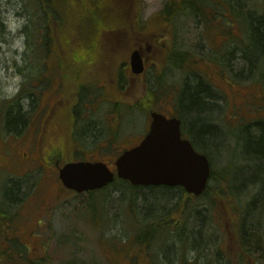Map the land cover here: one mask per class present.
<instances>
[{"label":"rangeland","instance_id":"obj_1","mask_svg":"<svg viewBox=\"0 0 264 264\" xmlns=\"http://www.w3.org/2000/svg\"><path fill=\"white\" fill-rule=\"evenodd\" d=\"M167 2L168 0L140 1L141 19L148 22L152 31L157 32L153 35L157 41L162 36L164 41L161 44L151 43L152 49L146 55L147 72L136 79L130 91L126 93L125 89L117 92V87L127 84L126 81L121 83L120 77L122 71L126 73L125 69L128 74L131 73L129 61H124L126 68L121 71L116 60L103 62L97 49L89 51L83 49L78 58L75 57L74 65L66 57L61 58L58 53L53 54L54 59L47 63L46 78L49 77V80L33 81L34 76L44 77L40 74L42 68L37 63L42 58L36 56L35 53L38 52L25 53L24 38L21 40V37L26 25V15L19 5L32 2L0 1V9L9 31V36L0 48V107L6 112L8 107L10 110L21 107L28 113L27 124L21 131L8 129L5 123L6 112L3 113V117L0 116V195L7 193L14 184H21L19 201L16 202L17 213L23 215L19 226L21 231L27 229L32 231L31 236L22 238V241L27 245L26 251L30 257L39 264H130L134 259H143L139 264H147L151 258L159 264H233L241 260L239 256L243 254L238 241L239 223L245 220L251 230L255 227L261 233L264 232V199L257 202V212L254 215L251 211L254 200L262 190L264 193V164H254L257 154L252 151L249 138H239L242 137V132L237 135L234 126L238 125L241 119L244 121L242 125H248L254 121L252 117L264 113L262 112L264 105L261 102L264 100V74L246 73L241 70V66L236 65L232 71L227 67L225 78L224 67L201 66L209 72L214 81L213 88L218 96L216 99L221 106L218 122L214 124L217 123L220 128L224 127L226 139L221 135L223 140L214 145V149L201 148L190 127L192 123L188 121L189 125L184 124L187 137L192 138L201 151L197 150L208 153L212 158L215 177L219 179L210 184L209 192L202 198L189 201L186 197L181 199V211L185 210L184 205H188L187 211L195 206L200 212V215L196 212L191 214L189 221V229L194 231L198 241L195 250L186 247L179 255L178 244L169 242V238L163 236L156 239L144 253L145 248L135 242L137 224L135 225L130 213L124 209L128 203L122 201L118 188H110L105 195L99 194L94 199L86 194L71 193L63 187L55 166H43L48 170L45 171L32 163V159L37 155L35 140L39 135V125L46 109L44 104L50 103L51 98L61 96L64 90L66 93L69 92L67 97L71 99L76 88L98 87L96 94L98 101H95L94 97L85 101L84 113L71 118L74 136H70V141L83 146L79 154H75L76 149L67 153L50 152L52 158L61 157L60 165L64 163L63 161L73 158L95 159L104 160L113 168V162L122 151L138 143L146 134L149 112L156 110L176 115L177 105L169 97L171 92L169 89H180L194 75L186 70H180L177 65L167 61L170 55L167 52L168 48L177 46L203 58L208 53V47L213 51L216 47L222 48L227 44L229 37L223 33L224 29L220 24H215L210 29H205L202 34L203 40L200 33L204 26L197 24L191 15L178 17L177 26L174 29L170 28L169 31L172 32L169 34L167 29L158 30L161 25L165 26L162 22L164 19L157 21L155 17ZM83 3L114 4L113 0H83ZM222 6L226 8L227 4L223 3ZM233 31L239 36L237 25L233 26ZM78 36L83 38L79 32ZM69 65L72 67L66 68ZM157 74L162 79L160 85L156 81ZM255 79L263 82V96L258 83L246 85ZM162 84H166L167 87L164 85L162 87ZM58 86L61 87H59L61 93L55 92ZM132 87L136 88L134 96L131 93ZM150 88L155 91L154 96L151 100L145 101L147 109H142V100ZM32 92H36L40 97L37 102L35 101L40 104L38 110L41 114L38 117L33 114L35 104L32 105ZM14 98L18 100L15 101L16 104ZM85 104H88L90 110L85 108ZM116 104L119 107L116 111L120 122L118 128L121 132L124 128V134L118 140L119 146L111 150L96 151L94 148L102 138L103 124L109 111H114ZM226 117L229 127H226ZM94 123H98L99 127L94 126ZM236 136L238 139L233 138ZM67 139L66 134H59L52 141L54 145H60L67 142ZM25 153L29 156L26 157ZM248 167L256 169L252 176L256 175L260 180L258 186L249 182L248 177L251 173L248 175L250 170ZM175 194L177 199L182 196L178 191ZM102 203L105 205L104 209L101 207ZM5 205L6 200L0 199V206L7 209ZM181 216L182 213L180 218ZM259 249L257 253L253 252L256 259L264 258V245L262 244ZM156 254H159L161 260L155 257ZM230 254L232 262L228 258ZM148 255L151 257L148 258ZM186 255L185 261L183 256ZM251 256L252 254L246 257L250 264H256ZM262 262L264 264V259ZM17 263L28 264L20 259H17Z\"/></svg>","mask_w":264,"mask_h":264},{"label":"trees","instance_id":"obj_2","mask_svg":"<svg viewBox=\"0 0 264 264\" xmlns=\"http://www.w3.org/2000/svg\"><path fill=\"white\" fill-rule=\"evenodd\" d=\"M30 1L32 4H19L26 15V25L22 35L24 38L23 46L26 50L25 53L38 52V54H35L41 57L42 60L37 63L42 68L40 74L44 75L42 78L34 76L33 81L37 79L49 80V77L46 78L47 63L54 59L53 54L58 53L61 58L66 57L74 65L75 57L78 58L83 49L88 51L97 49L103 62L116 60L117 65L123 68L125 67L124 61L129 60L130 53L133 50L137 48L145 49L151 47V43L159 44V42L164 41L163 37L159 39L157 37V41L156 36H153L157 32L150 29L148 22L142 21L141 0H113L114 4H84L83 0ZM137 1H139V4H137ZM223 3L227 4L226 8L222 6ZM187 15H191L197 24L204 26L200 33L202 38L205 29H210L215 24H220L224 29L223 33L229 37L227 44L222 48L216 47L213 51L207 46L209 50L203 58L194 55L190 50L186 51L177 46L168 48L170 55L167 61L177 65L180 70H186L195 75L194 79L187 80L177 95L178 101L176 103H180L181 107L179 115L186 125H189L188 121L192 123L190 127L201 148L214 149V145H218L224 137L221 136V132L214 124L218 122L221 106H219V102L213 97L207 84L203 81L204 78L208 80L213 88L214 81H212L209 72L201 66L224 67L223 77L227 72L226 64L231 71L237 65L241 66V70L246 73H255V70L259 69L261 70L260 75L264 74V0H168L155 17L157 21L161 18L164 19L162 22L165 26L162 27L160 24L161 28H158V30L177 26V18ZM234 25L239 27V36L235 35L233 31ZM78 32L83 38L78 36ZM8 36L9 31L0 9V48ZM53 49L56 51H53ZM235 51H237V55L234 53ZM222 60L225 62H222ZM72 65L66 66V68H70ZM134 82L135 80L129 82L128 87H125L126 93L130 91ZM160 82L161 80L158 77L157 84L160 85ZM253 83L260 85V92L263 96V82L255 79L246 85ZM132 88L131 93L134 96L136 88ZM120 89H124V86L119 85ZM154 93L155 91L152 88L148 89V94L142 100V109L146 107L145 101L151 100ZM15 101H18L17 98H14L16 104ZM261 102L264 105L263 99ZM117 104L115 112L119 109ZM4 112L6 111L0 107L1 117H3ZM5 118L10 130L21 131L27 124V115L21 112V107L13 110L8 107ZM252 118L254 121L248 123V125H242L244 121L241 119V122L234 126H236V131L242 132V137L238 136L239 138H249V145H251L252 151L257 154L255 163H253L255 165L256 163L264 164V113ZM75 154H79V152H75ZM205 154L208 155V153ZM43 157L52 160L47 161L52 164L62 162L61 157L53 156L52 158L50 152H45ZM68 161H72V159L63 162ZM218 180L213 170L211 181ZM20 186V183H16L6 193L5 206L7 209L5 213L9 212L11 205L19 201ZM110 188H118L122 195V201L128 203V206L124 209L130 213L135 225L137 224L138 232L135 242L145 248L144 253L147 252V249L156 239L163 236L169 238V242L178 244L179 255L186 247H190L192 250L197 249L198 241L194 236V231L189 229V221L191 214L196 212L200 215V212L195 206L187 211L189 209L188 205H184L185 210L181 211V199L186 197L188 201L191 200V197L186 195L181 188L134 187L126 181L116 180L107 189L88 195L94 199L99 194L107 193ZM209 190L210 187L203 196ZM177 191L182 194L178 199L175 194ZM261 192L260 196L258 195L251 205L253 215L257 212V202L263 198V190ZM101 207L104 209L105 205L102 203ZM181 213L183 216L180 218ZM243 225L247 226V231L242 229L241 235H238L243 254L239 256L241 260L233 264H250L251 262L246 257L250 254H252V261L256 264H263L262 260L264 258L256 259L251 249L256 246L260 248L262 244L264 245V234L261 237L258 228L254 227L252 230L250 226L248 228V223L245 220L241 221L240 227H243ZM259 248L257 249L260 250ZM17 249L22 250L23 253L25 251L23 247H13L9 250L0 247V264H23L17 263V259L14 257L18 255L15 252ZM147 257L150 258L151 255ZM155 257L161 260L159 254H156ZM186 258V256H183L185 261ZM228 258L232 262V254L228 255ZM21 260H25L28 264H39L28 256L23 257ZM142 260L134 259L131 260L130 264H139V261ZM147 264H159V262L151 258Z\"/></svg>","mask_w":264,"mask_h":264},{"label":"water","instance_id":"obj_3","mask_svg":"<svg viewBox=\"0 0 264 264\" xmlns=\"http://www.w3.org/2000/svg\"><path fill=\"white\" fill-rule=\"evenodd\" d=\"M134 75L145 71L140 49L130 55ZM150 131L135 148L125 151L116 161V172L104 162H69L59 169L64 187L85 194L111 185L115 178L135 187H182L199 197L207 189L211 176L209 158L197 152L189 140L182 138V121L151 113Z\"/></svg>","mask_w":264,"mask_h":264},{"label":"flooded vegetation","instance_id":"obj_4","mask_svg":"<svg viewBox=\"0 0 264 264\" xmlns=\"http://www.w3.org/2000/svg\"><path fill=\"white\" fill-rule=\"evenodd\" d=\"M147 61H148V59L146 60V62ZM131 74L132 73L127 75V77H129V81H131V78H133V76ZM125 86H127V84ZM37 87L38 86H35V88H37ZM59 87L60 86L56 87L55 92L61 93L60 92L61 87L60 88ZM97 89H98L97 87L93 88L91 86H83L80 89L76 88V90H74V95L71 99L70 98L68 99V97H67V94L69 95V92L66 93V91L63 89L64 93H61V96H59V97L56 96L55 98H51L50 103L44 104V106H45L44 108H46V109L44 110V116L41 118V123L39 125L40 126L39 135L35 140L37 155L32 159V163L34 165L36 164L35 165L36 167H39L40 169L45 170V171H48V170L45 169L43 166L53 167L51 165V163L47 162V161H52V160L44 159V157H43L44 152L60 151V152L67 153L70 150L74 151L73 149H76L75 150L76 152H80V149H81V147L83 148V146L78 142H77L78 143V145H77L76 142L70 141V136H74L73 130H72V128L74 126L71 127V120L73 119L74 115H76V117H79L80 115H82L84 113L83 103L85 101L92 100L93 97H94L95 101H98V98H96ZM39 99H40V97L37 96L36 92H32V98H31V100H33L32 105L35 104L33 114H35L37 117L41 114V112H39V110H38L40 104L36 103L37 100H39ZM85 108L89 109L88 104H85ZM179 108H180V106L177 107L178 110L176 112V115L179 114ZM70 111H72V113H70ZM21 112L23 114L25 113L26 115L28 114L27 112H24V109H22V108H21ZM165 114H167V113H165ZM168 116L169 115H167V117ZM169 117H171V116H169ZM117 119H118V117H117V114L115 112V109H114V111L113 110L109 111V113L107 115V120L103 124L104 129L102 132V138L100 141L97 142V145L95 146L94 150H96V151L111 150L112 148L115 149V148H117V146H119L118 140L120 137H122V134H124V128H123L122 132H121V130H119L118 125L120 124V122H119V119H118V121H117ZM180 119L182 121L183 138L191 141L193 146L196 147L195 141L192 138L189 139L187 137V135L185 133V129H184V127H185L184 121L182 118H180ZM225 120H227L226 127H229V121H228L227 117ZM151 122H152V119L150 118V115H148V129L146 131V134L143 136V138L140 139V141L138 143H136L132 147L125 148L124 151L137 147L143 141L145 136L150 131ZM94 126L99 127L98 123H94ZM216 126L219 129V131L221 132V135L226 136V133L223 132L224 127L222 126L220 128L217 123H216ZM95 131H96V129H95ZM59 134L60 135L66 134V136L68 137V139H67L68 141L65 143H62L60 145H54L52 140L55 136H58ZM124 151H122V152H124ZM25 156L28 157L29 154L25 153ZM87 160L104 162L108 166H110V164L105 162L104 160H95V159H87ZM115 161L112 164L113 165L112 169H115ZM56 166H57L56 167L57 169L60 168L59 163H57ZM1 196L3 197V198H0L1 201H5L6 200V193L3 195H0V197ZM13 205H11L12 207H10V210H11V208H13L10 213H5V209L3 208L4 205L0 206V243L4 244V245L5 244L16 245V242H18V244H21V245L25 246L26 248H28L27 245L22 241V238L30 237L32 231L27 229V230H22V231H24V233H22L19 224H20V219H21V217H23V215L22 214L20 215L17 213L18 204L16 205V203H15ZM44 210H45V208H44ZM19 234H20V236H19Z\"/></svg>","mask_w":264,"mask_h":264},{"label":"bare ground","instance_id":"obj_5","mask_svg":"<svg viewBox=\"0 0 264 264\" xmlns=\"http://www.w3.org/2000/svg\"><path fill=\"white\" fill-rule=\"evenodd\" d=\"M236 55L238 54L237 53V51H235L234 52ZM237 57H239V56H237ZM220 61H221V59H220ZM222 62H225L224 60H222ZM228 66H227V64H226V69H227V71H228V68H227ZM261 70H255V74H258V75H260L261 74V72H260ZM228 74V73H227ZM194 77H195V75H194ZM194 77H191L190 79H194ZM197 77V76H196ZM203 81L207 84V86H208V89L210 90V92H211V94L213 95V97L214 98H216V97H218L217 96V92H216V90L214 89V88H212L211 87V85H210V83H208V80H206L205 78L203 79ZM169 97L172 99V100H174V101H178V98L176 97V94L175 93H172V92H170V94H169ZM173 101V102H174ZM176 104V103H175ZM236 132V134L237 135H239V133H241V131H235ZM234 132V133H235ZM224 138L226 139V136H224ZM234 139H237V136L236 137H233ZM250 170H249V172H248V175L250 174V178L248 177V180H249V182H252V183H254V185H256V186H258L259 184V182H260V180L256 177V175H254V176H252L254 173H255V171H256V169H254V167H248ZM262 199H264V197L262 198ZM263 219H264V216H263ZM240 224L241 223H239V228H238V235H241V231H242V229H243V231H247V226H244L243 225V227L241 226L240 227ZM259 233H260V235H261V237H263V234H264V232L263 233H261L260 231H259ZM244 237H245V235H244ZM256 248V249H255ZM255 248H253V249H251L253 252H258L259 250L257 249L258 248V246H256ZM186 257H187V255H186Z\"/></svg>","mask_w":264,"mask_h":264},{"label":"clouds","instance_id":"obj_6","mask_svg":"<svg viewBox=\"0 0 264 264\" xmlns=\"http://www.w3.org/2000/svg\"><path fill=\"white\" fill-rule=\"evenodd\" d=\"M23 39V37H21V40ZM17 45H19V41L17 42Z\"/></svg>","mask_w":264,"mask_h":264}]
</instances>
